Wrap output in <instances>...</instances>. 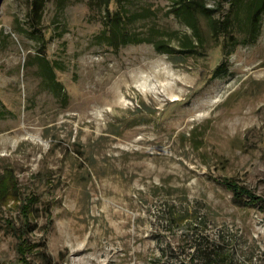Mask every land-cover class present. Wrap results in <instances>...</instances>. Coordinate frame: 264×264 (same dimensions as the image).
Masks as SVG:
<instances>
[{"label":"rangeland","instance_id":"374dc122","mask_svg":"<svg viewBox=\"0 0 264 264\" xmlns=\"http://www.w3.org/2000/svg\"><path fill=\"white\" fill-rule=\"evenodd\" d=\"M180 1L0 0V264H264V14Z\"/></svg>","mask_w":264,"mask_h":264},{"label":"trees","instance_id":"16d2710c","mask_svg":"<svg viewBox=\"0 0 264 264\" xmlns=\"http://www.w3.org/2000/svg\"><path fill=\"white\" fill-rule=\"evenodd\" d=\"M112 1L115 0H103L105 4H109ZM117 1V0H116ZM180 5L179 8H176V15L181 17L183 21L186 22L188 26H190L193 30V35L197 37V44L194 42H187L186 46L190 47L191 45L194 46L195 48L199 46L201 42V36L199 35V25H198V17L204 16L206 20L209 23V26L211 27V30L213 31L214 34L218 37V35H228V24L230 22V18L227 17L224 21L221 22V20H213L210 15V10L203 4H200L199 1L197 0H181L178 2ZM233 7L234 5H244L246 13V21H245V29L244 32L246 34V38L244 39L243 43L249 42V41H255L259 35H260V28L262 24V16L264 14V0H233ZM196 12L199 13V15L196 14ZM111 22L106 24L109 32H111V35L116 36L118 38L121 37L123 43H132L134 41H137L134 37L135 35L129 34V32L126 30V27L123 26L125 23L123 22V19L121 17V13L119 11L113 15V17L110 20ZM220 22V24H219ZM151 41V40H150ZM138 42H142V40H138ZM155 47L159 51H164L167 53H171L172 50L168 49L169 47L167 46L166 43L163 41L161 42H154ZM40 66L44 68V64L41 62ZM233 190H235V194H238L239 192V187L236 185L232 186ZM37 196H27L24 197V209H27L30 204H34L37 202ZM8 196L6 193L3 195L0 193V202L3 200H7ZM23 241V240H22ZM20 241L17 251H18V260L17 264H31V262L28 260L27 256L30 251V248L25 247V242Z\"/></svg>","mask_w":264,"mask_h":264}]
</instances>
